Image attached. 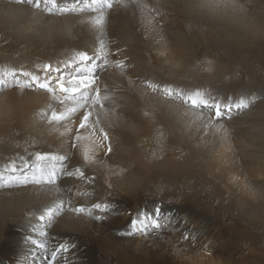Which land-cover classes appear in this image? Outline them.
Returning <instances> with one entry per match:
<instances>
[{"label":"bare ground","instance_id":"bare-ground-1","mask_svg":"<svg viewBox=\"0 0 264 264\" xmlns=\"http://www.w3.org/2000/svg\"><path fill=\"white\" fill-rule=\"evenodd\" d=\"M57 4L60 8H71L75 5V9L67 11L68 13L48 14L43 10V6L37 10L27 4L26 0L25 2L0 0V12H6L4 15L11 16V18H7L8 21L3 17L4 23L3 21L0 22V31L9 36V42L11 39L22 41L19 44L21 49L17 47L20 49L17 54L19 58L11 56L8 51L0 50V78L5 80L11 78L10 81L14 83L7 84L9 87H6L10 90H4L0 94V176L3 177V180L0 181V234L12 231L14 234L16 231H21L23 239L22 243L17 245L18 250H14V246L10 247L12 245L10 243V246H7L8 251L4 253L5 247L0 246L4 249V252L0 253V264H9L12 259L15 264H45L43 262L44 253L34 248L30 243L31 239H46L49 251H51L60 244V240L63 238L69 237V244L81 243L84 238H88L87 232L80 233L77 230L83 225L81 223L83 216L72 212L70 210L72 207L67 204L69 201L65 203L62 200L67 196L77 197L73 193L82 192L83 195H88L81 197L85 202L81 203L86 208H91L88 202L91 200L95 203L102 201V197L106 194L105 188H111L119 196L118 203L123 202V207H128L130 203H133L132 206L136 209L138 203L142 202L139 198L144 197L141 194H146V191L149 192L151 199L157 198L162 204L173 203L171 201L173 198L170 197L169 193H176V189L164 191L166 190L165 185H179L180 180H177L180 178L179 174H194L199 183L198 188H200L198 196L203 200L210 201L208 202L210 205L227 206L231 210L232 216H235L236 213L235 206L241 205L245 199L253 204L264 205V197L260 196L257 191L258 186L254 187L252 181L248 180L249 177L247 176L250 174L247 173L246 175L237 171L239 166L245 168L250 165L255 168V173L258 176L252 179H264V146L258 145L257 143L260 142L256 137L251 136L254 128H260L264 125L262 108L253 107V104L250 103L249 107L245 109L233 110L231 118L225 117L213 121V125H209L206 117L214 116L215 113L209 115L206 109L195 110L179 99L159 98V96L151 95V92L154 91L147 86L148 82L157 85L158 88L155 92L161 91L165 86L184 92L200 90L206 94H211L214 91L216 95L211 94V96L224 103H227L229 98L233 102L238 101L241 97L252 98L253 100L256 96L254 90L249 96L240 95L238 94L239 91L234 92L235 95H230L224 90V83L217 81V79L209 81L212 84L209 86L213 87L212 91L209 89L208 92L199 85L186 84V76L192 75L193 72L195 75L201 74L204 77L210 72L214 74L215 71L216 73L218 68V65L213 61L206 62L207 64L201 67L200 65L195 66L194 60L187 57L186 40L197 41V33L201 30V20L215 22L222 29L233 31L232 33H235L242 40L247 37L252 39L264 36V0H112V7H105L104 9L105 21L102 28H96L93 25L92 17L96 16L97 13L86 6V0H79V2L77 0H57ZM151 7L154 8L155 13L160 11L163 13L158 15L160 16L158 17L159 20L162 16L165 17L159 24H157V20H152L151 25H145L144 14L155 16L151 12L146 13V10L152 9ZM27 15L31 16L35 22L40 20L43 23L48 22L46 23L48 25L50 22H58L62 27H65V31H71L70 35L73 32L76 33L74 37H69L71 41L65 40L63 43L58 40L55 46H52L49 41L38 37L39 34L34 35L27 30L29 28L23 25V22L27 20ZM135 15H140L139 21L134 20ZM56 16L57 18H55ZM58 17L62 19L51 21L58 19ZM51 29L50 32L49 29L46 30L47 33L51 34ZM158 31L161 32L160 35H158ZM41 35L44 37L43 33ZM101 44L104 45V52L108 54L107 60L113 56L112 61H109L113 64L107 68L102 64L103 58L97 55ZM62 51H65L63 61L58 59L59 64L52 65L53 67L57 66L63 70L66 64L72 65L73 57L77 52L84 51L89 56H93L94 62L100 64L101 68L106 69L99 72V85L101 94L108 95L109 100L105 102V107L98 116L94 114L90 117V122L99 119L101 121L100 127L108 132V143L111 144L113 150L107 156L104 155L107 147H104L97 149L93 158L86 162L84 160L85 151L92 146L94 139L90 134L91 129L80 131L79 134L84 139L77 141V147L73 148V139L77 135L78 127L74 128L73 126L74 129H72L71 127L68 128L67 125L43 123L44 118L47 120V115L52 110L64 108L66 105L53 99L48 92H41V90L29 87L26 89L16 84L18 75L19 79L21 76L23 78L22 81L20 80L22 84L30 80V77L21 75L23 72L39 75L43 78V65L47 64L52 56L62 55ZM118 61L124 62L123 71L115 68ZM49 62L55 63L53 59ZM190 62L194 65H192L193 67L189 66ZM76 63L79 64V61ZM80 68L85 72L88 71L86 65H80ZM62 74L65 76L63 72ZM55 76L56 73H53V78ZM110 82H112L113 88L104 89L108 86L106 84ZM248 82L252 83L253 81L248 80ZM249 86L246 85V89L252 88ZM67 106H73L71 101L67 102ZM256 106H260V104L257 102ZM83 110L80 109L74 114H79ZM41 113L44 114L43 118ZM77 117L78 115L74 119ZM71 121L74 122V120ZM220 125L223 127H218ZM201 127L207 133L202 132L197 135L196 130ZM233 134L235 135L234 139L232 138ZM186 143L189 144L188 147H186ZM68 146L72 148L70 149L72 150L71 154L66 152ZM44 151L65 156L64 167L69 171L80 167L88 179L67 177L58 172L57 183L52 186L8 183L9 176L28 175L30 177L31 166L36 163L35 154L37 152L44 153ZM89 154L91 155V153ZM13 161H15L19 172L10 171L8 166ZM58 166L60 167V164H57ZM163 180H165L164 184ZM223 190L228 196L227 199L223 197ZM108 196L110 195L108 194ZM161 196L162 200L160 201ZM69 197L67 198L70 199ZM47 208L57 210L51 223L47 222L50 219L45 218L47 225L45 227L44 221H40L38 217L43 215ZM118 208L120 210L121 207ZM164 208L161 210V217L170 222L174 221V225L168 222L170 227H174L175 224L177 227L180 226L181 222H177L180 218L181 209L179 206L176 205L174 208L167 205ZM92 215L94 217L100 216L96 210H93ZM195 216V209L190 210L187 205V223L195 224L194 234L198 238H203L211 232L212 225L206 219H201V224H198ZM93 219L90 221L94 222ZM88 224L90 227L94 225L93 223ZM187 229L188 225L185 229L183 225L182 230ZM40 231L46 232L47 235L40 237ZM133 240L135 239L133 238ZM126 241L129 242V239ZM127 243L124 242L123 246L120 245V247H124L126 244V250ZM130 245L132 248L133 245ZM115 247L117 248L119 245H115ZM119 249L117 248V250ZM74 250L72 249V251ZM122 250L124 251V248ZM72 251L68 253V256L64 255L61 262L66 261V264L96 263L92 260L95 258H90V260L80 258V255L88 257L89 253L85 255L79 254L78 251L72 253ZM100 251L102 252L101 248ZM123 251L122 253H124ZM130 251L132 250L130 249ZM104 253L103 251L102 254ZM134 253L132 251V254ZM110 254L108 253V255ZM123 255L125 256V254ZM226 255H231V253ZM95 256L98 257V254Z\"/></svg>","mask_w":264,"mask_h":264},{"label":"rangeland","instance_id":"rangeland-1","mask_svg":"<svg viewBox=\"0 0 264 264\" xmlns=\"http://www.w3.org/2000/svg\"><path fill=\"white\" fill-rule=\"evenodd\" d=\"M148 8H149V6H148ZM150 10L148 9V10H146L147 12L146 11L145 12L146 13L151 12L155 16H153V15L149 16V14H144L143 15L144 20L146 19L145 25L152 23L151 22L152 20H154V21L157 20L156 22H157V24H159L161 22L162 18H164L165 16L164 17L162 16V18H160L161 20H159L158 17H160V16H158V15H161L163 13L161 11L155 13L154 8H152ZM0 13H2V14H0L1 15L0 16V22H2L4 20V18L6 20H7V18H11V16L4 15L6 12L1 11ZM65 13H68V12H65ZM27 16H28L27 20L23 22V25L30 29V30L29 29H27V30L29 32L33 33L34 35L39 34V35H37L38 37H40L41 39H43L45 41H49V44H51L52 46H55V44L58 40L59 41L61 40L63 43L65 42V40L71 41V39L69 37H71V36L74 37V35L76 33V32H73L72 35H70L69 33H71V31H65L64 30L65 27H62L60 25V23H58V22L57 23L50 22L48 25V24H46L48 22L43 23V22H40V20L35 22L34 19H31L32 18L31 16H29V15H27ZM55 18H57V16ZM60 19H62V18L58 17V19L51 20V21H58ZM135 19H136V21L137 20L139 21L140 15H138V16L135 15L134 20ZM3 23H4V21H3ZM141 23L144 24V22H142V21H141ZM39 24H40V26H39ZM46 25H48V26H46ZM51 26L53 27V29H51L52 28ZM200 26H201V30L198 31V33H197V41L191 42L189 39L186 40V50L185 51L188 52L187 57H189V58L191 57L192 60H194V62L193 61L192 62L195 64V66L200 65V67H201L202 65L207 64L206 62L209 63V61L210 62L213 61L214 63H216L218 65V68H217L216 73H215V71H214V74L212 72H210L209 74H211V75L208 74L204 77L201 74L195 75V72H193L192 75H190L188 77L186 76V84L191 83V85H199L202 88L204 87L203 89L207 90V92H208V90L209 89L211 90L213 87V86H209V85H212V84H210L211 82L209 83V81L210 80L212 81V79L213 80L217 79V81H221L224 83V86H223L224 90L226 92H228V94H230V95H232V94L235 95V93L239 91L240 93H238V94L249 96L251 94V92L254 90L253 92L256 94V96L253 98L251 104H253V107L262 108V111L264 112V36L255 37L252 39L247 37L246 39L242 40L235 33H232L233 31H231V30L227 31V29H222V27H219L215 22H211L208 20L207 21L201 20ZM13 28H14V26H13ZM219 28H220V30H219ZM50 29L52 32L51 34L49 33ZM46 30H48L49 32L47 33ZM229 32H231V33H229ZM42 33L44 34L43 35L44 37H42V35H41ZM160 34H161V32L158 31V35H160ZM8 39H10L9 36L5 32L0 31V50L8 51V53H10L11 56L19 58L17 54L19 53V50L21 49L19 47V44H21L22 41H20V40L18 41L15 39L13 41L11 39V41L9 42ZM1 46H4V47L2 48ZM17 47L20 49H18ZM14 49H16V50L13 51ZM11 50H12V52H11ZM22 50H24V49H22ZM64 53H65V51H62L61 52L62 55H58L57 57H55V55L52 56L51 59H53L55 61V63L49 62L51 60L50 59L47 62V64H51V65L59 64L58 59H61L63 61ZM111 58L113 59V56L110 57L108 62L112 61ZM192 62H190L189 66L193 65ZM108 64H109L108 66H110L113 64V62H109ZM66 65H67V67L65 66L63 68V70L61 69L62 70L61 72H63L65 74V77H67L71 74H75V67L71 64H66ZM54 67H57V66H54ZM105 68H107V67H105ZM104 69L100 68L99 72L104 71ZM243 73H244V75H243ZM245 76H246V78H244ZM18 77H19V75H18ZM22 79L23 78L21 76L20 80L22 81ZM10 80H11V78L7 79V81H10ZM205 80H207V81H205ZM248 80H251L254 83L253 82L247 83ZM10 82L13 83L12 81H10ZM202 82H205L206 84L202 83ZM109 84H111V85H109ZM106 85H108V86L104 87V89L108 88V87L113 88L112 82H110ZM246 85H248V86L250 85L252 88L246 89ZM6 86L0 87V89H2V90H0V94L2 92H4V90L5 91L10 90V88H7L9 86H7V87ZM103 86H105V85H103ZM114 87L117 88V86H114ZM23 88L29 89L27 87H23ZM41 92H46V91L41 90ZM211 94L216 95V93L214 91H212ZM151 95H155L157 97L159 96V98L166 97L165 95L162 94V91H160V90L158 92H151ZM226 95H227V93H226ZM221 97H223V96H221ZM256 101L258 102V104H260V106H256L257 105ZM62 109H64V108H61V109L55 108L54 110L61 111ZM188 109H189V107H188ZM83 111L79 114H73L72 115L73 118L71 117V119L68 120V122L65 121L63 124H59V125H65V126L67 125V127L69 126L68 128L71 127L72 129L77 128L79 126L78 121H80V119L83 117L81 115H84ZM207 113H208V110H207ZM214 113L215 112L212 111L210 114L209 113L208 114L214 115ZM42 114L43 113H41V115ZM76 115H78V117L74 119V117H76ZM47 120H45V118H44L43 123L44 122L49 123V121H47ZM71 120H74V122ZM70 121L73 122V124H70L71 123ZM66 123H68V124H66ZM52 124L54 125V123H52ZM55 125H58V124H55ZM73 126H74V128H73ZM202 132L207 133L206 131H203V127L196 130L197 135L201 134ZM251 136L256 137L258 142H260L257 144L263 147L264 146V125L260 128H254L251 132ZM234 137H235V135L233 134L232 138L234 139ZM188 146H189V144L186 143V147H188ZM66 149H67L66 150L67 153H69V154L72 153V150H70L72 148H69V146H68ZM44 153H46V152L44 151ZM257 170H259V169H257ZM234 171H236V170L234 169ZM237 171L243 172L246 175H247V173L250 174V176H247V177H249L248 180L252 181V185H254V187L258 186L257 191H258L259 195L264 197V179H261V178L252 179V178L258 177L257 174L255 173L256 170L254 167H252L250 165H247L245 168H243V166H239L237 168ZM179 176H180V178H177V180H180L179 185L167 184L164 187L166 189L164 191H174L176 189V191H175L176 193H169L170 197L173 198V199H171V201L173 203L162 204L161 202L158 201L157 198L151 199V197H149V192L146 191V194H141V196H144V197L139 198V200L142 202L138 203L136 209H135V207L132 206L133 203H130V206H128V207H123V202L118 203L119 202L118 201L119 196L117 195V193H115L111 188H105L106 194L102 197V201H100V202H102L101 204L111 205L112 206L111 211H108L105 213L96 211L100 216H102L101 219H96V217H94L93 215H88L87 213L83 214L82 215L83 218L81 220V223L83 225H82V227H78L77 230L80 233L87 232L86 236H89V237L86 239L84 238L81 243L77 242V243H72V244L68 243L70 238L66 237V238H63L64 240L63 239L60 240L61 241L60 243H66V244H69L70 246L74 245V247H71L73 250L75 249L74 251H72V249L70 248L72 253H75L76 251H78L79 254H85V255L89 253L87 255L88 257H86L84 255H80L81 256L80 258L87 259V260H90V258L91 259L95 258V259H92V260H94V263L96 261L95 264H99V263L100 264H106L105 262H108L107 264H110V263L111 264H113V263L114 264H123V263L125 264L126 262H127L126 264H264V205L253 204L251 201L245 199L241 203V205L235 206V212L236 213H235V216H232L230 214L231 210L227 206H220V205H216V204L210 205V204H208V202H210V201L203 200L198 196V191H200V188H198L199 183L197 182V177L194 174H192V175H187V174L186 175H180L179 174ZM164 182H165V180H163V184H164ZM112 192H114V193L111 194ZM222 193H223V197L225 199H227L228 196H227L226 192L223 190ZM232 193H234V191H232ZM73 194L77 197L71 198V196L70 197L67 196L70 199H68L67 197H66L67 198L66 199L64 197V199H62V200H64L65 203H67L68 201H70V202L73 201L71 203H69V202L67 203L72 208H74L73 206H76V207L77 206H83L82 204L85 202L82 200L81 197L85 196V195H83L82 192L77 193V194L73 193ZM108 194L110 196H108ZM179 195H181V196H179ZM87 196H85V197H87ZM176 197H179V198H176ZM185 198H186V200H185ZM159 200L160 201L162 200V196L159 198ZM178 200H179V202L180 201H182V202L179 203ZM92 201L93 200L88 202L89 206L90 205L92 206L95 203ZM81 202H83V203H81ZM100 202H96V203H100ZM155 202H157V203H155ZM183 204H185L186 206L188 205L190 210H192V208L195 209V211H196L195 220H197L198 224H201L200 223L201 219H206L212 225L211 232H209L203 238L196 237V235L194 234L195 229H193V228H195V224H191L190 222L187 223L186 206ZM167 205L174 207V208L176 205H178L179 208L181 209L180 210V218L177 221L178 223L181 222L180 226L177 224L178 225V227H177L175 224L174 227H170V224L168 223L170 221H168L164 217H161V219H160V225L161 226L156 228V229H150L148 234H142V233H137L135 235H128L127 234L129 232V222H130V218H132L131 217L132 214L134 215V213L136 214L140 211H145V212L151 213V212H153V210L156 207H159L160 210H162V208L165 209L164 206H167ZM118 207H121L123 209V211H122L123 213L121 212L122 209L120 208V210H119ZM215 209H216V212H215ZM3 211L8 212L5 210H3ZM128 212H130V213H128ZM119 215H120V217H119ZM54 217L55 216H52V218L50 220H48L47 222L51 223V221L54 219ZM87 217L88 218L92 217V218L88 219ZM108 217H109V219H108ZM123 218H125V219L127 218V220H125ZM92 219L94 220V222L90 221ZM118 220H121L122 223H121V221H118ZM96 221H97V223H96ZM116 221H118L119 223ZM88 223H93L94 224L93 227L88 226L89 225ZM116 223H118V224H116ZM170 223L172 225H174V221H172ZM185 223L188 225V229L183 231L182 230L183 225H184V229L187 226ZM43 224L45 227L47 226L45 223V220H44ZM115 225H117V226H115ZM189 225H190V227H189ZM85 226H86V228H85ZM87 226H88V228H87ZM114 226L116 229L113 228ZM82 228H84L85 230ZM82 231H84V232H82ZM162 233H163V236H162L163 238L161 237ZM118 236H120V237H118ZM158 236H159V238H157ZM7 237L10 239V241ZM14 237H15V239L16 238L17 239L15 240ZM132 237L135 240H133ZM185 237H187V239H185ZM0 239H1L0 240V246L5 247L4 248L5 250L2 249L3 247L2 248L0 247V249H1L0 253H3L4 251H5L4 253H6L8 251L7 246H10V243L12 244L10 247L14 246V250H18L17 245H20L23 241L22 236H21V231H16L14 234H13V231L10 233H6V232L2 233V234H0ZM128 239H129V242L126 241ZM130 239H131V241H130ZM108 240L111 242H109ZM153 240H155L156 242ZM84 241H85V243H84ZM117 241H119V242H117ZM146 241H148L147 242L148 244L146 243ZM2 242H3V244H2ZM124 242L125 243L128 242L127 247L129 250L127 249V247L125 250L126 244L124 245V247H120V245L123 246ZM4 244H5V246H4ZM98 244H99V246H98ZM130 244L133 245L132 248H131ZM115 245L116 246L119 245L120 249H119V247H117L119 249V250H117ZM138 245H139V247H138ZM151 245H152V247H151ZM79 247H81V248H79ZM105 247H106V249H104ZM100 248H101L102 252L100 251ZM123 248H124V251L122 250ZM130 249L133 251V253L136 250L134 253L135 255L132 254V251H130ZM138 249H139V251H137ZM121 250L124 253H122ZM71 251H69V252H71ZM103 251L105 252L104 254H102ZM106 251H107V253H106ZM229 252L231 253V255L227 256L226 254H228ZM108 253L109 254L111 253V254L108 255ZM112 253H113V255H112ZM97 254H98V257L95 256ZM123 254H125V256ZM45 255L46 254H43V262L44 263H45ZM101 255L102 256L105 255V256H103V258H102ZM117 255L119 257L122 255L123 257L121 256L119 259V257ZM66 256H68V253L66 254ZM114 256H117L118 258L114 257ZM99 257H100V259L102 258L101 261H100ZM139 257H140V259H139ZM124 259L126 260V262H123V261H125ZM102 260H103V262H102ZM112 261H113V263H112ZM13 262H14V260L12 259L9 264H15ZM116 262H118V263H116ZM60 264H66V261L61 262V260H60Z\"/></svg>","mask_w":264,"mask_h":264},{"label":"snow or ice","instance_id":"snow-or-ice-1","mask_svg":"<svg viewBox=\"0 0 264 264\" xmlns=\"http://www.w3.org/2000/svg\"><path fill=\"white\" fill-rule=\"evenodd\" d=\"M20 2H25V0H20ZM79 2V0H77ZM26 3L31 5L37 10L41 9L48 14H53L55 12H67L75 9V5L71 8H60L57 4V0H26ZM86 6L89 7L97 15L92 17V23L96 28H102L105 21V7H112V0H86ZM104 45L101 44L100 51L97 53L99 57H102V64L104 67L108 66L107 53L104 52ZM79 61V64L76 63ZM72 65L76 68L75 74H71L65 77L59 67H53L51 64L43 65V78L39 75L30 74L27 72L21 73L24 77H30L29 81H25L21 84L19 77L16 78V84L21 87L34 88L36 90H44L52 95L53 99L59 101L60 104L66 105L63 110L56 111L52 110L50 114L47 115L49 123L63 124L65 121L71 119L72 115L84 109V115L80 119L79 126L77 128V135L73 139V148L77 147V141L84 139L80 135L81 130L91 129V136L94 137L92 140V146L89 147L84 154V160L90 161L95 155L97 149H103L107 147V151L104 153L107 156L112 152V146L109 141V134L104 128L100 127L101 121L96 119L90 122V117L94 114L99 115L100 111H103L105 107V102L109 100L108 95L101 94V88L99 85V70L101 68L100 64L94 62V57L89 56L87 52L79 51L73 57ZM80 65H86L88 71L85 72L81 70ZM67 67V65H66ZM115 67L123 71L125 65L123 61H118ZM53 73H56L55 78H53ZM15 75V74H14ZM10 81L0 78V87L6 86ZM152 91H157L158 86L148 82L147 85ZM163 95L170 99L182 100L185 104L190 105L191 108L195 110H208L210 114L213 110L215 112L214 116L206 117L207 123L213 125V121L221 120L225 117L231 118V113L233 110H241L249 107L252 102V98L241 97L238 101L233 102L229 98L227 103L222 102L216 97L211 96V94H206L200 90L194 92H184L180 89H173L170 86H165L161 89ZM71 101L73 106H67V102ZM42 114V118H43ZM218 127H223L222 125ZM91 153V155L89 154ZM36 163L32 167V173L29 177L28 175H13L9 176L8 183L10 184H27L32 183L36 185H56L58 176L57 173H61L67 177H75L78 179H88L85 176V172L80 168L76 167L73 171H69L64 167L63 162L66 157L63 155L50 154V153H40L35 154ZM60 164V167H57ZM9 169L11 172H19V169L15 165V161L10 164ZM95 179L94 177L92 178ZM3 177L0 176V181ZM7 186V185H5ZM70 203V201H69ZM59 207V206H57ZM111 205L95 203L91 208H86L85 206H77L71 208L70 210L76 214L83 215L87 213L92 215L93 210L99 212L111 211ZM57 209L47 208L43 215L39 216L40 221H44L47 217L51 219L55 215ZM129 222V232L128 235H135L137 233L148 234L150 229H156L160 227L161 210L156 207L153 212L148 213L145 211H140L131 216ZM96 219H101L100 216H96ZM47 234L44 231L39 232L40 237H45ZM187 239V237H185ZM30 243L35 249H38L41 253L45 255V264H60L61 258L69 253L70 248L74 245H69L66 243H60L53 250L49 251L48 241L46 239H31Z\"/></svg>","mask_w":264,"mask_h":264}]
</instances>
